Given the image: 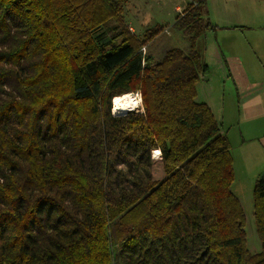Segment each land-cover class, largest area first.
<instances>
[{"label":"trees","instance_id":"trees-1","mask_svg":"<svg viewBox=\"0 0 264 264\" xmlns=\"http://www.w3.org/2000/svg\"><path fill=\"white\" fill-rule=\"evenodd\" d=\"M206 1L173 23L189 49L155 61L162 28L133 33L128 0H0V264H264V168L253 254L231 144L197 100ZM130 93L142 110L113 115Z\"/></svg>","mask_w":264,"mask_h":264},{"label":"crops","instance_id":"crops-1","mask_svg":"<svg viewBox=\"0 0 264 264\" xmlns=\"http://www.w3.org/2000/svg\"><path fill=\"white\" fill-rule=\"evenodd\" d=\"M210 8L207 16L208 11L213 15L208 17L209 22L218 29L206 35L204 41L211 38L208 47L213 53L217 44L221 58L217 67L222 80L212 98L218 104L220 100L221 110L228 82L235 99L229 121L237 133L233 143L230 142L235 178L259 176L264 168V0H220L215 2L214 9ZM209 77L210 74L201 83L207 85ZM212 98L204 88L200 99L197 95V100L209 107Z\"/></svg>","mask_w":264,"mask_h":264},{"label":"rangeland","instance_id":"rangeland-1","mask_svg":"<svg viewBox=\"0 0 264 264\" xmlns=\"http://www.w3.org/2000/svg\"><path fill=\"white\" fill-rule=\"evenodd\" d=\"M192 1L196 0H128L124 6L123 17L133 33L142 37L149 29H153L157 26L162 28V32L146 47L142 48L143 55H151L155 61H160L165 51L170 48H178L185 51L189 49L187 37L182 31L176 30L173 27V23L176 16L183 11L189 2ZM219 1L220 0H207L208 10L211 9L210 7L214 9L215 2ZM212 15L213 14L208 11V17H211ZM209 34L210 33H207V35ZM204 40L205 39L199 41L197 49L204 57L205 62L211 66V73L209 72L210 80L207 85L206 83L200 82L197 86L199 99L203 94V88L206 94L212 98L220 89L222 83V80L220 79V71L217 67L218 64L221 65V58L217 44L215 45V51L213 53L208 47L211 38L208 37L207 42ZM231 94V85L227 82L225 87V106H223L220 110V100L218 99V104L217 101L212 98L213 104L210 108L214 117L220 124L221 133L228 137L229 142L233 143L234 137L237 133L234 127H230L231 124L229 123V121H231L230 111L232 110V104L235 101ZM139 106L140 105H138V107ZM154 163L153 177L157 178L155 174H157L160 170L163 175V171L161 170V165H157V161H154ZM256 175L257 174L241 177L237 176L235 178L234 172V180L231 185L232 193L239 200L245 215L247 248L253 254L261 251V244L256 234L253 215V189L256 179L258 178Z\"/></svg>","mask_w":264,"mask_h":264},{"label":"bare ground","instance_id":"bare-ground-1","mask_svg":"<svg viewBox=\"0 0 264 264\" xmlns=\"http://www.w3.org/2000/svg\"><path fill=\"white\" fill-rule=\"evenodd\" d=\"M137 103V98L131 93L114 97L112 100L113 113L119 115L126 111H130L132 108L136 107ZM155 156H158V153L155 154Z\"/></svg>","mask_w":264,"mask_h":264},{"label":"built area","instance_id":"built-area-1","mask_svg":"<svg viewBox=\"0 0 264 264\" xmlns=\"http://www.w3.org/2000/svg\"><path fill=\"white\" fill-rule=\"evenodd\" d=\"M133 95L137 98V101H138V103H139V105H140V96H139V94H138V93H133ZM111 110H112V113H113V108H112ZM131 110L137 112V111H141L142 109H141V107L139 106V107H134V108H132ZM113 115H114V113H113Z\"/></svg>","mask_w":264,"mask_h":264},{"label":"clouds","instance_id":"clouds-1","mask_svg":"<svg viewBox=\"0 0 264 264\" xmlns=\"http://www.w3.org/2000/svg\"><path fill=\"white\" fill-rule=\"evenodd\" d=\"M133 94V93H132ZM138 105H139V103H137V105H136V107H138ZM112 109V108H111ZM130 111H133V110H130ZM111 112H112V110H111ZM126 112H128V111H126ZM113 114V113H112ZM115 115V114H114Z\"/></svg>","mask_w":264,"mask_h":264}]
</instances>
